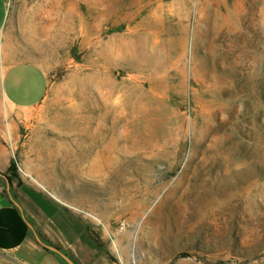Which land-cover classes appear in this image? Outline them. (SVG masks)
<instances>
[{"label":"rangeland","instance_id":"obj_1","mask_svg":"<svg viewBox=\"0 0 264 264\" xmlns=\"http://www.w3.org/2000/svg\"><path fill=\"white\" fill-rule=\"evenodd\" d=\"M58 7L8 0L0 111L8 66L36 63L49 81L17 119L10 188L62 203L115 264H264V0ZM129 42L151 61H113Z\"/></svg>","mask_w":264,"mask_h":264},{"label":"crops","instance_id":"obj_2","mask_svg":"<svg viewBox=\"0 0 264 264\" xmlns=\"http://www.w3.org/2000/svg\"><path fill=\"white\" fill-rule=\"evenodd\" d=\"M8 19V0H0V34ZM45 70L32 62L8 66L2 76L1 90L5 110L0 111V252L13 255L24 264H60L56 253L48 252L36 240L59 249L75 264H115L81 220L59 201L35 189H11L6 174L14 160L10 143L17 127V112L38 106L48 89ZM8 185V187H7ZM60 219L59 226L54 220Z\"/></svg>","mask_w":264,"mask_h":264},{"label":"bare ground","instance_id":"obj_3","mask_svg":"<svg viewBox=\"0 0 264 264\" xmlns=\"http://www.w3.org/2000/svg\"><path fill=\"white\" fill-rule=\"evenodd\" d=\"M51 1V3H53L56 7H58L59 9H63L64 8V4H65V1L67 2V0H50ZM59 1H60V3H59ZM55 9V8H54ZM57 9V8H56ZM62 11V10H61ZM63 12V11H62ZM133 37V36H132ZM123 38V37H122ZM131 38V37H130ZM141 40V39H140ZM142 41V40H141ZM115 42V41H114ZM151 43V42H150ZM152 44V43H151ZM116 45V44H115ZM115 47V46H114ZM149 47H150V45H149ZM145 49H146V46H138L137 44H135L134 42H129L127 45H125V44H119L118 45V48L116 49V51H115V53L113 54V57H111L112 58V60L113 61H117V62H120V64H122V63H124V52L125 51H129L131 54H133V56H134V58L135 57H137V59L139 58V62L140 61H147V62H150L151 61V57L149 56V55H145L144 53H145ZM148 49V48H147ZM148 51V50H147ZM150 51V50H149ZM154 52V51H153ZM152 52V53H153ZM106 56V55H105ZM129 56V55H128ZM127 58V57H126ZM129 59V58H128ZM133 59V58H132ZM111 64H112V61L110 62ZM134 65V64H133ZM125 66V65H124ZM126 66H128V65H126ZM144 67V66H143ZM141 68V67H140ZM147 70V69H146ZM140 72H141V70H139ZM145 71V70H144ZM143 72V71H142ZM120 82V81H119ZM124 81L122 82V83H120V84H118L117 85V87H119L118 88V91H119V93H121L122 91H123V88H124ZM117 92V91H116ZM122 98H124L122 95L121 96H119V100H120V106L119 107H121L122 106V104H121V102H122ZM118 107V108H119ZM121 110V109H120ZM124 110V109H123ZM120 119H122V118H120ZM117 123H119V122H117ZM115 128V127H114ZM97 136V135H96ZM93 137V140L95 141H98L100 144L102 143V145H105V143L107 142L106 140H108V137H107V139H106V135L104 136H101V137ZM111 140V142L113 143H116V141L119 143V141L121 140L120 139V137H118V138H116V139H114V138H110ZM104 141H106L105 143H103ZM109 141V140H108ZM98 143V144H99ZM97 144V145H98ZM107 144V143H106ZM94 145H95V143H94ZM96 146V145H95ZM103 147H105V146H103ZM106 154V153H105ZM101 161H102V163L105 165L104 166V168H107V166H108V164H107V161H108V158L104 155V156H102L101 157ZM107 165V166H106ZM93 174H95V173H93ZM105 174V173H104ZM101 176H103V170H102V175Z\"/></svg>","mask_w":264,"mask_h":264},{"label":"trees","instance_id":"obj_4","mask_svg":"<svg viewBox=\"0 0 264 264\" xmlns=\"http://www.w3.org/2000/svg\"><path fill=\"white\" fill-rule=\"evenodd\" d=\"M6 177H7L8 183L11 186H13L14 182L16 180H18L17 165H16L15 161H12L10 168L6 174ZM19 185L21 186V183H19ZM47 251L50 252L49 250H47ZM54 255L58 258V261L60 264H68L60 255H58V254H54Z\"/></svg>","mask_w":264,"mask_h":264},{"label":"water","instance_id":"obj_5","mask_svg":"<svg viewBox=\"0 0 264 264\" xmlns=\"http://www.w3.org/2000/svg\"><path fill=\"white\" fill-rule=\"evenodd\" d=\"M22 114L20 112H17L16 114V118L19 119V117L21 116ZM35 238L37 240V242L45 249L53 252V253H56L58 255H60L68 264H75L67 255H65L64 253H62L59 249L55 248V247H52L48 244H46L45 242L42 241V239L40 238V236H38L37 234H35Z\"/></svg>","mask_w":264,"mask_h":264}]
</instances>
